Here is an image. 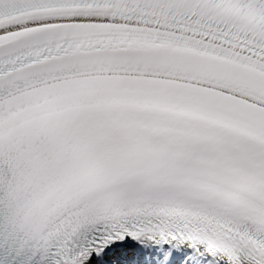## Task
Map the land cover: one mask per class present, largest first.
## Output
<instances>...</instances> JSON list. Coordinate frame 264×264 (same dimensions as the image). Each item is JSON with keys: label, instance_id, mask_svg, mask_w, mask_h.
<instances>
[{"label": "snow or ice", "instance_id": "6c2138e0", "mask_svg": "<svg viewBox=\"0 0 264 264\" xmlns=\"http://www.w3.org/2000/svg\"><path fill=\"white\" fill-rule=\"evenodd\" d=\"M0 264H264V0H0Z\"/></svg>", "mask_w": 264, "mask_h": 264}]
</instances>
